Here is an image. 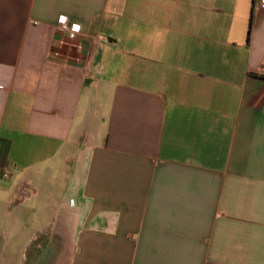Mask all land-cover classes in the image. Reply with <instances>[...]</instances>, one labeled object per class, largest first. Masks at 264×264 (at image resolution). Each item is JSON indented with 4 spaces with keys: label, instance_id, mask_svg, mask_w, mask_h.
<instances>
[{
    "label": "crops",
    "instance_id": "1",
    "mask_svg": "<svg viewBox=\"0 0 264 264\" xmlns=\"http://www.w3.org/2000/svg\"><path fill=\"white\" fill-rule=\"evenodd\" d=\"M61 165L70 264H264V9L0 0V189Z\"/></svg>",
    "mask_w": 264,
    "mask_h": 264
},
{
    "label": "rangeland",
    "instance_id": "2",
    "mask_svg": "<svg viewBox=\"0 0 264 264\" xmlns=\"http://www.w3.org/2000/svg\"><path fill=\"white\" fill-rule=\"evenodd\" d=\"M67 166L61 165L65 172L35 181L42 189H27L30 197L12 195L16 187L1 184L6 189H0V264H70L74 247L69 249L65 238L71 234L72 213L66 217L59 210L60 201L70 203L72 197V191L65 190L70 176Z\"/></svg>",
    "mask_w": 264,
    "mask_h": 264
},
{
    "label": "built area",
    "instance_id": "3",
    "mask_svg": "<svg viewBox=\"0 0 264 264\" xmlns=\"http://www.w3.org/2000/svg\"><path fill=\"white\" fill-rule=\"evenodd\" d=\"M255 5L257 6L258 9H264V0H254ZM58 27L60 31L63 33H66L69 35V38L74 40L77 39L80 35L81 28L78 25L71 24L67 19L63 18L61 21L58 23ZM4 179H9L10 175L9 173L5 172L3 174Z\"/></svg>",
    "mask_w": 264,
    "mask_h": 264
}]
</instances>
